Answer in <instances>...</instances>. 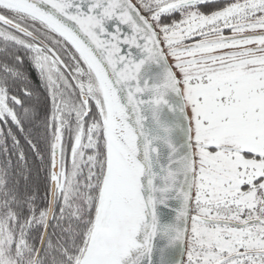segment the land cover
<instances>
[{"label": "snow or ice", "instance_id": "snow-or-ice-1", "mask_svg": "<svg viewBox=\"0 0 264 264\" xmlns=\"http://www.w3.org/2000/svg\"><path fill=\"white\" fill-rule=\"evenodd\" d=\"M0 264H264V0H0Z\"/></svg>", "mask_w": 264, "mask_h": 264}]
</instances>
